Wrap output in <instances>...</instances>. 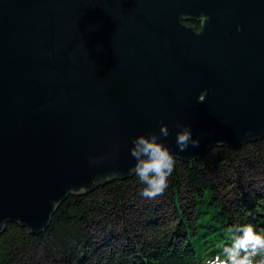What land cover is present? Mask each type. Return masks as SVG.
<instances>
[{
	"label": "water",
	"instance_id": "obj_1",
	"mask_svg": "<svg viewBox=\"0 0 264 264\" xmlns=\"http://www.w3.org/2000/svg\"><path fill=\"white\" fill-rule=\"evenodd\" d=\"M161 122L184 162L264 139V0H0V234L130 178Z\"/></svg>",
	"mask_w": 264,
	"mask_h": 264
},
{
	"label": "trees",
	"instance_id": "obj_2",
	"mask_svg": "<svg viewBox=\"0 0 264 264\" xmlns=\"http://www.w3.org/2000/svg\"><path fill=\"white\" fill-rule=\"evenodd\" d=\"M188 26L199 30L198 25ZM210 156L214 158L210 160ZM236 156L264 165V139L236 150L213 148L199 161L174 159V169L164 190L174 208L172 219L163 225L146 213L147 232L138 242L126 237L125 244L116 249L105 245V252H100L95 242L103 229L100 214H108L105 212L108 203L117 210L122 207L124 213L129 208L127 197L138 191L134 188L135 181L143 184L134 173L131 178L112 185L100 181L91 190L93 194L70 195L40 235H32L19 224L5 225L0 234V264H42L46 258L49 263L43 264H208L216 256L226 260L223 249L232 245L236 235H242L237 233L238 227L251 224L264 236L263 194H236L228 199L220 191L219 176L212 173L229 166ZM182 191L190 198L187 212L180 203ZM136 198L135 194L130 200ZM262 258L264 255L254 257V264Z\"/></svg>",
	"mask_w": 264,
	"mask_h": 264
},
{
	"label": "rangeland",
	"instance_id": "obj_3",
	"mask_svg": "<svg viewBox=\"0 0 264 264\" xmlns=\"http://www.w3.org/2000/svg\"><path fill=\"white\" fill-rule=\"evenodd\" d=\"M225 156V154H222ZM219 156V155H217ZM215 156L217 159L218 157ZM227 157V156H226ZM214 157L210 156V160H212ZM215 158V159H216ZM241 157L236 156L232 159V162H229V166H225L222 169H217L213 171L212 173L216 176H219L220 180V191L222 194H225V197L228 199H232L237 195L242 196H250L251 194H263L264 196V165L263 164H256L258 167L263 166L262 168H256L255 163L251 162L249 163L248 160L244 157L243 159H240ZM218 162H216L217 164ZM131 178V177H130ZM110 184L112 183H118L120 180H112L109 181ZM108 182V183H109ZM111 184V185H112ZM136 187H134L137 192H133V195L129 194L128 200L130 201L127 205H131L127 210L122 212V207L117 210L115 206H111V203H108V206L106 208V211H108V214L103 213L100 214L101 218V225L103 229H100V234L98 238L95 240L97 243L96 248L100 250V252H105V245L110 249H113L116 247H120V245H124L126 242V230H129L131 233H133L135 236L139 235L140 233L144 234L147 232L145 227H143V223H146V220H148V217L146 213H151L155 217V220L160 224H166L169 219H172L171 213L173 211L172 202L170 199H168V195L163 193V195H158L154 199L155 200H148V198H145L141 195L142 190L144 189V184H138V181H135ZM133 188V190H135ZM183 189V188H182ZM184 190V189H183ZM224 191V192H223ZM95 192V191H94ZM91 194H93V191H90ZM135 194L137 196L136 199L130 200L135 198ZM237 194V195H236ZM128 195V193H127ZM189 196L184 193V191L180 194V203L181 207L184 208L187 205H189ZM137 202V203H136ZM89 204V202H87ZM140 204L139 208H136ZM133 206L134 209L131 207ZM102 204L99 206L101 207ZM126 206V205H125ZM136 206V207H135ZM106 207V206H105ZM110 209V210H109ZM185 212L188 211V207H186ZM168 218V220L166 219ZM166 219V220H164ZM109 221L115 222V224L110 225V227L107 226ZM142 222V227L139 224V222ZM174 224H176V220H173ZM140 237V236H139ZM133 239V238H132ZM131 239V241H133ZM101 246V249H100ZM103 246V247H102ZM42 259V258H41ZM49 260L44 261L43 263H49ZM51 261V260H50ZM91 262V261H89ZM95 264V263H94Z\"/></svg>",
	"mask_w": 264,
	"mask_h": 264
},
{
	"label": "clouds",
	"instance_id": "obj_4",
	"mask_svg": "<svg viewBox=\"0 0 264 264\" xmlns=\"http://www.w3.org/2000/svg\"><path fill=\"white\" fill-rule=\"evenodd\" d=\"M198 100L203 102L205 99L200 94ZM176 127L180 129L176 133V144L179 151H186L189 146L193 148L199 146V138H193L190 126L177 124ZM169 135L167 125L161 122L159 135L148 132L132 140L133 147L130 153L136 160L132 171L145 185L141 192L145 198L154 199L158 195H163L167 188V179L172 174L175 165L174 157L162 139ZM92 162L99 161L93 159ZM236 231L242 235H236L232 245L223 249L227 259L222 260L220 256H216L208 264H254V257L264 255V236L258 234L253 225H242ZM256 264H264V258L256 261Z\"/></svg>",
	"mask_w": 264,
	"mask_h": 264
},
{
	"label": "bare ground",
	"instance_id": "obj_5",
	"mask_svg": "<svg viewBox=\"0 0 264 264\" xmlns=\"http://www.w3.org/2000/svg\"><path fill=\"white\" fill-rule=\"evenodd\" d=\"M217 147H223V146H215V147H213V148H217ZM223 148H226V147H223ZM228 149V148H227ZM189 162H192V161H189ZM148 200H150V199H148ZM151 200H155V199H151ZM137 203V202H136ZM131 205H129V207H130ZM133 206L134 205H132V209H134L133 208ZM139 206H140V204L136 207V208H139ZM108 212V211H107ZM149 214V213H148ZM167 220H168V218H166ZM166 219H164V220H166ZM110 223H108L107 224V226L108 227H110V225H112V224H115V222H113V221H109ZM96 223H98V222H96ZM95 223V226H94V228L95 227H97V224ZM139 224L141 225V227H142V222L140 221L139 222ZM144 225H143V227H146V224L145 223H143ZM127 231V233L125 234L128 238H130V239H132L133 238V242H138L140 239H142L143 237H145V235L146 234H142V233H140L139 235H137V236H135L133 233H131L129 230H126ZM140 236V237H139ZM99 251V250H98Z\"/></svg>",
	"mask_w": 264,
	"mask_h": 264
},
{
	"label": "flooded vegetation",
	"instance_id": "obj_6",
	"mask_svg": "<svg viewBox=\"0 0 264 264\" xmlns=\"http://www.w3.org/2000/svg\"><path fill=\"white\" fill-rule=\"evenodd\" d=\"M196 31H199V30H196Z\"/></svg>",
	"mask_w": 264,
	"mask_h": 264
}]
</instances>
